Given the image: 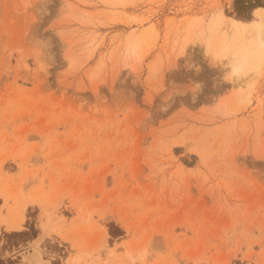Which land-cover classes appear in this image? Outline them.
I'll list each match as a JSON object with an SVG mask.
<instances>
[{"label": "rangeland", "instance_id": "obj_1", "mask_svg": "<svg viewBox=\"0 0 264 264\" xmlns=\"http://www.w3.org/2000/svg\"><path fill=\"white\" fill-rule=\"evenodd\" d=\"M0 259L264 264V0H0Z\"/></svg>", "mask_w": 264, "mask_h": 264}, {"label": "trees", "instance_id": "obj_2", "mask_svg": "<svg viewBox=\"0 0 264 264\" xmlns=\"http://www.w3.org/2000/svg\"><path fill=\"white\" fill-rule=\"evenodd\" d=\"M37 235V231L33 227H29L28 231H21V232H13L9 234H4V237L9 241L12 239H20L18 242H14L12 244L9 243L10 247H14L18 250L20 246H24L27 242L33 240ZM10 262L9 260H1L0 264H6ZM12 263V262H10Z\"/></svg>", "mask_w": 264, "mask_h": 264}, {"label": "bare ground", "instance_id": "obj_3", "mask_svg": "<svg viewBox=\"0 0 264 264\" xmlns=\"http://www.w3.org/2000/svg\"><path fill=\"white\" fill-rule=\"evenodd\" d=\"M8 228L11 229V230H17L20 228L19 224L17 223H14V224H9L8 225Z\"/></svg>", "mask_w": 264, "mask_h": 264}]
</instances>
